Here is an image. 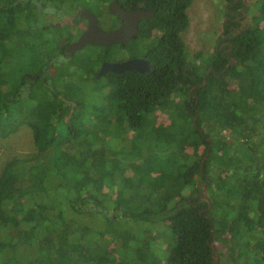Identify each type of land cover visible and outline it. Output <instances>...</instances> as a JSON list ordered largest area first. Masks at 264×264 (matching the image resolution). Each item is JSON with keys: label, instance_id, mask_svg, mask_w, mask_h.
<instances>
[{"label": "trees", "instance_id": "16d2710c", "mask_svg": "<svg viewBox=\"0 0 264 264\" xmlns=\"http://www.w3.org/2000/svg\"><path fill=\"white\" fill-rule=\"evenodd\" d=\"M131 1L154 8L152 27L159 32L145 51L152 68L96 78L105 55L82 60L63 51L80 21L31 25L26 16L28 10L59 19L43 7L69 12L76 0H0V137L26 125L33 144L32 153L0 167V264L95 263L98 248L125 245L101 232L127 218L167 221L168 264H221V255L223 264H264V28L242 27L229 38L226 53L234 61L213 48L205 66L196 62L201 51L189 55L181 38L191 0ZM253 16L264 22V0ZM57 27L65 34L54 40L32 43L23 35ZM29 46L33 51L19 57V73L12 75L16 57L9 54ZM92 90L100 94L97 105L84 101ZM172 106L181 117H169ZM156 112L170 119L164 133L149 121ZM219 128L240 136H213ZM125 130L134 133L130 140ZM145 143L161 145V158L142 169L143 152L136 149ZM124 159L133 162L130 172ZM204 174L209 208L196 185Z\"/></svg>", "mask_w": 264, "mask_h": 264}, {"label": "rangeland", "instance_id": "374dc122", "mask_svg": "<svg viewBox=\"0 0 264 264\" xmlns=\"http://www.w3.org/2000/svg\"><path fill=\"white\" fill-rule=\"evenodd\" d=\"M38 1L40 3L43 2V0ZM260 1L261 0L242 1V9L244 11V14L246 15V18L241 22V28L246 26H256L258 28H264V22L262 20H257L256 16H253ZM76 2L89 9L98 18V23L102 28L107 27L106 25L109 13L106 8L105 0H76ZM27 12L26 16H30L29 23L31 25H37L47 20L52 21L53 23H60L59 20L65 22L67 21L62 18L56 19L53 16H48L44 12H41L38 15ZM186 14L188 18V25L186 29L181 33V38L184 42L185 48L189 55H192L196 51H201V55L196 59V62L200 64L203 63L205 66H209V63L211 62L210 58L213 57L210 52L215 46V36L221 28L223 16L221 3L217 0H191L190 5L186 8ZM25 24L26 23H22L21 25L24 27ZM64 32L65 31L63 29L57 27L51 28L49 30L47 29L45 31L46 34L44 33L45 35L43 34L42 30L39 32L40 35L36 33L26 32H24L23 35L26 39L31 40L32 43H34L36 41L39 42L43 40L44 36L48 40L57 39L60 35L65 34ZM69 32L71 33L73 32V30H70ZM70 33L68 34V36H73V34ZM25 38L21 36H15V40L18 41ZM145 43V41H137L136 44L138 45V49L131 48L130 53H133L136 56H141L144 52ZM31 51H33V49L31 46H29L18 48L14 50L15 53L9 54L8 57H10L11 59L12 57H16L15 62L13 61L14 64L11 63L12 75L17 76L19 73L18 71L20 67L18 68L17 64V60H19V57L28 56ZM116 51L117 48L114 45H112L107 50H101V48H92L91 45L87 44L82 49L74 51L73 54L74 58L76 56H80L82 60H88L89 58L92 59L95 58V55L99 56L98 54H102L103 56L105 55L104 59L106 61H113L116 60V58H121L126 55L125 51ZM88 52H90L91 54L89 55ZM8 57L6 56L7 59H9ZM190 59H192L191 56ZM101 61L102 60H100V62ZM87 68L88 64H84L79 70V73L81 74L83 71H86ZM57 71L62 73L61 69H58ZM75 94L78 95V91H75ZM74 98L71 100L72 102H74ZM179 99L180 97L177 96L174 98V101H172L177 103ZM88 100L91 103L97 105L101 101L100 94L92 90L84 101L89 102ZM109 110L111 113L116 110L115 102L111 103ZM177 112L173 108V106L168 109V115L170 118H173V116L181 117V111ZM156 114L157 115H155V120L150 116L149 121L151 120L153 122L152 126H155L157 132L164 133L166 132V126L167 124H169L170 119L166 113L163 114L160 112H156ZM178 118L174 120V124L176 127L180 125V120ZM132 134L134 133L130 132L129 130H125V137L128 140H130ZM211 134L213 136L221 135L222 138H225L226 140L228 139L229 141H231L232 137L240 136L239 133L231 132L225 128L215 129L211 132ZM168 136L169 135H166L165 139H168ZM113 139L116 140L114 136ZM254 142H260V144L263 143L262 140H259L257 138L254 139ZM160 146L161 145L149 148L145 143L143 147H141L140 149H136L143 152L142 155H140L142 157V163H140L142 169H147V167L158 165L157 159L159 157L161 158V156L158 154ZM32 149L33 144L31 139V131L28 126L20 125L13 133L9 134L6 137H0V167L1 164H4L6 159L11 157L21 158L28 153H32ZM140 156H137V158H139ZM137 158L135 160H137ZM125 163L126 165L122 166L123 170L126 172H130L129 165H132V160L128 159L127 161H125ZM113 198L121 199L117 195H115ZM143 198L145 200V196L140 197L139 200ZM107 214H111V217L115 219V221H118L120 218L119 216L113 214V210L108 211ZM110 226L111 227L109 229L107 228L108 230H104L101 232V237L108 239L110 232L112 235H118L120 238H122V240L124 239L125 245L117 246L118 244H116V247L107 245L105 247L98 248L97 251H100L102 255L96 256L95 263H93V259H91L89 262L83 261V263L81 264H168L166 262V255L173 244V240L167 221L150 222L143 219L133 221L127 218L121 219L119 221V224H113ZM109 247H111V249ZM221 258V264H223V255H221Z\"/></svg>", "mask_w": 264, "mask_h": 264}, {"label": "flooded vegetation", "instance_id": "af4514ba", "mask_svg": "<svg viewBox=\"0 0 264 264\" xmlns=\"http://www.w3.org/2000/svg\"><path fill=\"white\" fill-rule=\"evenodd\" d=\"M111 1L112 0H109L108 2L106 1L107 11H108V6H109ZM116 1L119 4V6L124 8L125 10L143 9L145 11H152V12L147 17H140L137 20L138 32L135 35L131 36L127 42H121L120 43L121 44L120 46L123 47L122 49H123V51H125L126 55H124V57H121V58H116V60H113V61H120V60H124L127 58L143 57L152 66L151 60L145 56V51L153 46L154 38L157 35V33L159 32V29L155 28L157 26L152 27V25H153L152 24V21H153L152 15L154 13V8H149V7L147 8V5H143L142 3L139 6H136V4L131 0H116ZM217 1H219L221 3L223 16H222L220 31H218L216 36H215L214 49L218 50L220 52V54L223 55L224 57H228V58L232 59L233 57L228 55L226 52H228L230 50V47H231L230 44L231 43L229 41V38L232 36V34H240L242 31L240 24L246 18V15L244 14V11L242 9L243 8V6H242L243 0H217ZM43 8L45 10H47V13H51L54 16H58L59 18L65 19L68 21V23H72V20H74V19H77L78 21L81 22V24L79 26L81 28L80 31L76 34V37H73L69 42L75 40L85 26V21L83 18H81L79 16V12L81 11V9L86 8V7H84L80 4L76 5L69 12H62L61 9L53 8L50 5L43 7ZM56 10H58V11H56ZM108 13H109V17L107 18V25H106L107 27H105V29L113 30V29L117 28L122 23V20L119 19L117 16L111 14L109 11H108ZM137 41H141V42L145 41L146 42L145 47L143 46L144 52L141 56H136L133 53H130L131 48L138 49V45L136 44ZM149 43H150V45H149ZM115 44H118V43H113L109 46H112ZM225 46H228V48L226 49ZM63 51L65 52V48L63 49ZM128 51H129V53H128ZM72 53H74V51ZM72 53L70 54V56L72 55ZM231 62H232V60H231ZM227 65H228V63L226 64V66ZM151 68L152 67H150L149 71L151 70ZM98 69H99V66L96 69L95 74L97 73ZM208 69L214 70V68L212 66L208 67ZM146 73H148V72H146ZM207 75H208V72L205 73L204 76H207ZM204 175H205L204 179H200L197 181V183H196L197 186L205 185L204 183H206V181H208V174H204ZM205 190H206V188H205Z\"/></svg>", "mask_w": 264, "mask_h": 264}, {"label": "water", "instance_id": "95a60500", "mask_svg": "<svg viewBox=\"0 0 264 264\" xmlns=\"http://www.w3.org/2000/svg\"><path fill=\"white\" fill-rule=\"evenodd\" d=\"M108 11L122 20V23L113 30L102 28L97 17L88 9L83 8L79 12V16L84 19L85 26L78 37L67 43L65 52L70 55L73 51L83 48L87 44H96L100 46H109L113 43L127 42L129 38L138 32L137 20L140 17H147L152 11H145L143 9L125 10L120 7L116 0H112L108 6ZM232 61L234 59L232 58ZM151 64L143 57L127 58L120 61H106L102 60L99 69L95 74L98 78L106 72L123 73L124 71H136L138 73L149 72ZM205 83V77L202 84ZM200 182V181H199ZM200 197L208 203L207 208L210 207V200L205 195V185H201ZM213 260L217 256L213 253Z\"/></svg>", "mask_w": 264, "mask_h": 264}]
</instances>
